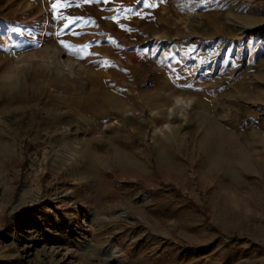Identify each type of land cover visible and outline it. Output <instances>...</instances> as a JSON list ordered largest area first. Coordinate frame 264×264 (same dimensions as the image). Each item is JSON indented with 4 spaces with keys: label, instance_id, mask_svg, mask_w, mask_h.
Segmentation results:
<instances>
[{
    "label": "rangeland",
    "instance_id": "1",
    "mask_svg": "<svg viewBox=\"0 0 264 264\" xmlns=\"http://www.w3.org/2000/svg\"><path fill=\"white\" fill-rule=\"evenodd\" d=\"M0 264H264V0H0Z\"/></svg>",
    "mask_w": 264,
    "mask_h": 264
},
{
    "label": "bare ground",
    "instance_id": "2",
    "mask_svg": "<svg viewBox=\"0 0 264 264\" xmlns=\"http://www.w3.org/2000/svg\"><path fill=\"white\" fill-rule=\"evenodd\" d=\"M182 101H178V106L179 107H182ZM175 109H176V107L175 106H172L169 110H170V112H171V114H173V112H175ZM127 113V112H126Z\"/></svg>",
    "mask_w": 264,
    "mask_h": 264
},
{
    "label": "snow or ice",
    "instance_id": "3",
    "mask_svg": "<svg viewBox=\"0 0 264 264\" xmlns=\"http://www.w3.org/2000/svg\"><path fill=\"white\" fill-rule=\"evenodd\" d=\"M67 47V46H66Z\"/></svg>",
    "mask_w": 264,
    "mask_h": 264
}]
</instances>
